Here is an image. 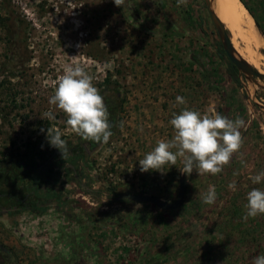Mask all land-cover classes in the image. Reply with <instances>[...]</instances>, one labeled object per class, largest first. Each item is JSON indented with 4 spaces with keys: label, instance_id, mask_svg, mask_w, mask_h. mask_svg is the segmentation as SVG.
Instances as JSON below:
<instances>
[{
    "label": "rangeland",
    "instance_id": "1",
    "mask_svg": "<svg viewBox=\"0 0 264 264\" xmlns=\"http://www.w3.org/2000/svg\"><path fill=\"white\" fill-rule=\"evenodd\" d=\"M68 65L83 67L102 96H113L117 131L86 160H56L63 167L72 159L79 181L48 170L46 191L36 178L53 150L47 129L67 148L82 140L49 104ZM235 68L204 0H0V243L11 256L0 264H253L264 254V215L244 216L247 193L264 189L250 179L264 171V83ZM186 108L244 120L241 148L218 174L196 167L185 174V203L173 213L119 199H177L183 158L147 173L138 162L174 138L169 121ZM25 153L34 170L19 169ZM209 185L217 191L212 205L203 202ZM16 193L25 202H14ZM238 225L244 237L232 234Z\"/></svg>",
    "mask_w": 264,
    "mask_h": 264
},
{
    "label": "clouds",
    "instance_id": "2",
    "mask_svg": "<svg viewBox=\"0 0 264 264\" xmlns=\"http://www.w3.org/2000/svg\"><path fill=\"white\" fill-rule=\"evenodd\" d=\"M119 0H114L117 4ZM180 105L185 103L182 96L176 97ZM49 104L55 105L66 116V124L84 140L108 143L113 135L109 122V112L99 89L83 67L68 65L64 68ZM49 120L56 117L49 111L44 114ZM175 131L171 140H160L154 149L139 160L140 171H160L166 164L175 165L178 158H183V174H190L196 167L203 173L218 174L227 165L233 153L241 148L240 129L244 120H231L221 114L202 115L199 111L183 109L173 113L169 121ZM42 133L44 129L40 130ZM46 140L58 149L62 156L67 154V141L59 131L53 133L48 128ZM175 149V151H173ZM254 184L264 181V171L250 178ZM229 187L236 189L235 184ZM217 191L209 185L203 195V202L215 203ZM244 219L264 215V189L253 188L247 193ZM253 264H264V254L256 256Z\"/></svg>",
    "mask_w": 264,
    "mask_h": 264
},
{
    "label": "bare ground",
    "instance_id": "3",
    "mask_svg": "<svg viewBox=\"0 0 264 264\" xmlns=\"http://www.w3.org/2000/svg\"><path fill=\"white\" fill-rule=\"evenodd\" d=\"M213 11L232 38L235 56L264 74V39L256 22L241 8L239 0H212Z\"/></svg>",
    "mask_w": 264,
    "mask_h": 264
},
{
    "label": "water",
    "instance_id": "4",
    "mask_svg": "<svg viewBox=\"0 0 264 264\" xmlns=\"http://www.w3.org/2000/svg\"><path fill=\"white\" fill-rule=\"evenodd\" d=\"M204 1L206 4L207 12L216 27L218 35L222 40V46L229 61L238 69V71L243 72L244 74L252 77L253 79H259L264 83V74L259 72L254 67L250 66V64H248L246 61H243L235 56V49L232 44V38L228 34V30L226 29L225 25L214 13L212 0H204ZM188 188H189V181L187 180L186 175L180 171L179 193L177 199L173 203H166L158 197L147 196L144 194H120L118 198L136 203H150L164 211H176L184 205Z\"/></svg>",
    "mask_w": 264,
    "mask_h": 264
},
{
    "label": "flooded vegetation",
    "instance_id": "5",
    "mask_svg": "<svg viewBox=\"0 0 264 264\" xmlns=\"http://www.w3.org/2000/svg\"><path fill=\"white\" fill-rule=\"evenodd\" d=\"M104 89H105V87H104ZM112 97L113 96H109V97L103 96L104 103H105V105L108 109V112H109V122L111 125V131L113 134H115V132L117 131V128L115 125L117 122L118 111H117V107L115 106V101H112L110 99ZM117 98L120 99V97L118 95H117ZM120 103H121V101H120ZM68 145H72V143H69ZM100 145H101V143L93 142L91 140H84L82 138V140L79 141V144L75 145L74 147L67 148V154L65 156H62V153L58 149L53 148L51 154L47 155V160L45 161L44 165L41 166L45 170L44 175H46V172L48 170H50V171H52V173H55L59 176V174H61V170L65 169L66 171L73 172L74 173V179H75V181L78 182L79 181V174L77 171V165L73 162L72 159H69L68 162L67 161L64 162L63 167H59V166L57 167V165H55V161L58 159H61V158L67 160L68 156H70V155H73V157H75V159L86 160L88 158V156ZM25 154H28L34 158V156L31 155L30 153H25ZM25 154H23V155H25ZM21 156H20V158H21ZM46 182H48V181L46 180L42 186H44V190L48 191L50 188V185L47 184ZM26 196H25V198H26ZM9 200H11V199L9 198ZM13 201L14 202H18V201L19 202H25V200L20 199L19 193H16V195H14ZM3 255H5V257H7V259H8V257H11L8 249H6L4 247V245H2L0 243V257Z\"/></svg>",
    "mask_w": 264,
    "mask_h": 264
},
{
    "label": "trees",
    "instance_id": "6",
    "mask_svg": "<svg viewBox=\"0 0 264 264\" xmlns=\"http://www.w3.org/2000/svg\"><path fill=\"white\" fill-rule=\"evenodd\" d=\"M240 1L244 4V6L246 7V9L252 15V17L254 18V20L256 22V25H257L258 29L260 30V32L264 36V25L261 23V21L259 19L260 12L261 13H264V6L263 7H260V11H257V9H256L257 7H252L246 0H240ZM228 34H230V33L228 32ZM235 70H236V72H238V70L236 68H235ZM111 85H112V83H111V76H108V77H106V80L104 81V85L102 87L108 86L109 89H110L111 88ZM105 92L106 91H104V93ZM20 159L22 161V165H21V167H19V169H22L23 168L24 170H27V171L28 170L31 171V170H34L35 169V167L37 165V162H36V160L32 156H30L28 154H25V155H22ZM44 171L45 170L42 169V170H38V172H37V176L38 177L36 178V182H39L41 185H43V181H42L43 179H42V177H43ZM74 205H77V204L74 203ZM75 208L77 209V207H75ZM170 213H173V211H170ZM247 232H248V230L244 231L242 229V227H240L238 225V227H234V232L232 234L237 233V234H241L244 237ZM252 232L255 233L257 231L255 229H253ZM252 232H250V233L252 234ZM242 240H245V239L242 238ZM255 254L256 255H259L258 253H255ZM158 262H159L158 264H160L161 261H158Z\"/></svg>",
    "mask_w": 264,
    "mask_h": 264
}]
</instances>
